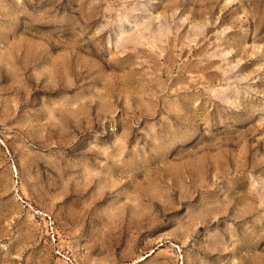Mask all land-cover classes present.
I'll return each instance as SVG.
<instances>
[{
	"label": "rangeland",
	"instance_id": "374dc122",
	"mask_svg": "<svg viewBox=\"0 0 264 264\" xmlns=\"http://www.w3.org/2000/svg\"><path fill=\"white\" fill-rule=\"evenodd\" d=\"M0 264H264V0H0Z\"/></svg>",
	"mask_w": 264,
	"mask_h": 264
}]
</instances>
